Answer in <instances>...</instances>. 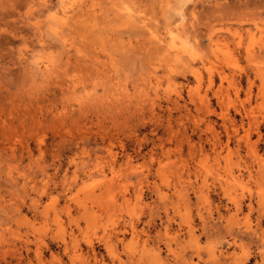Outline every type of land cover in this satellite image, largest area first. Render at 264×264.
I'll return each instance as SVG.
<instances>
[{
  "label": "rangeland",
  "instance_id": "1",
  "mask_svg": "<svg viewBox=\"0 0 264 264\" xmlns=\"http://www.w3.org/2000/svg\"><path fill=\"white\" fill-rule=\"evenodd\" d=\"M261 208L264 0H0V264H239Z\"/></svg>",
  "mask_w": 264,
  "mask_h": 264
},
{
  "label": "bare ground",
  "instance_id": "2",
  "mask_svg": "<svg viewBox=\"0 0 264 264\" xmlns=\"http://www.w3.org/2000/svg\"><path fill=\"white\" fill-rule=\"evenodd\" d=\"M143 26L146 27L145 24ZM156 43H161V39L156 40ZM164 47H165V45H164ZM168 48L170 50H172V51H175V54L178 51V48L176 47V45L174 43V40L171 41L170 45H168ZM169 49H167V52L169 51L170 53H172V51H170ZM164 51L166 52V50H164ZM167 52H166L165 55H168ZM163 59H165V57ZM235 204H236L234 206L235 207V211L238 212L239 210H241V205H240V203H235ZM247 207H249V209L252 210L251 204H248ZM216 211H217L218 219H222L224 215L220 211V207H217ZM224 211H226V212L230 211V209L228 208L227 205L224 206ZM199 217L202 218V215H199ZM263 220H264V208H261V211H258V217H257L256 223H255V227L256 228H251L250 226H248V227H246V229L244 231H240L238 233H241L244 236H247V238L257 237V232L260 230V226H261ZM134 228H135V226L132 225L131 226V229H133L132 234L135 233V229ZM228 234L231 237V241H226L227 242L226 244H227L228 247L232 248L236 244V235L233 234V232H228ZM168 235H169V233L166 232L163 237L168 236ZM89 245L91 246V242H89ZM164 245H165L166 251L167 252H171L172 249H171L169 238H166V241H165ZM105 247H106L107 251H111L110 250V248H111L110 244L107 243L105 245ZM171 253L174 254L173 255L174 257L177 256L173 251ZM224 253H226V254H224ZM229 257L230 256L228 254V251H225V252L220 251L218 255H213L212 258L209 261L205 262V264H224L225 259L229 258ZM149 258H151L154 261H156L158 259L161 260V258L157 254L155 256L149 257ZM256 258H259V261H260V263H256V264H264V251H260V252H256V253H246L243 256V263H239V264H247L248 262H250L251 260H255ZM148 260H150V259H148ZM142 262H144L143 256L139 255L138 258H136V263L137 264H142ZM181 262H182V264H189L190 263L184 257L181 258ZM256 262H258V261H256Z\"/></svg>",
  "mask_w": 264,
  "mask_h": 264
}]
</instances>
